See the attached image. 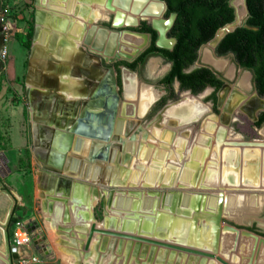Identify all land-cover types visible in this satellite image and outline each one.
Masks as SVG:
<instances>
[{"label":"bare ground","instance_id":"1","mask_svg":"<svg viewBox=\"0 0 264 264\" xmlns=\"http://www.w3.org/2000/svg\"><path fill=\"white\" fill-rule=\"evenodd\" d=\"M106 1V5H105ZM36 4L46 7H54L55 9H61L63 15L66 16L67 20L59 17L58 20L52 22L53 26L58 28V32L65 33L67 35V39L71 42L74 41H85L83 44L89 47V50L96 53L102 54L105 59L108 61L114 58H130L132 57L137 51L144 48L149 42V34L148 33H141V32H132L128 30L123 31H116L114 29H110L103 25L94 24L96 19L102 16L103 7L107 9H111L115 14L119 13L122 16L123 22L125 19L133 17L136 21L139 22L140 19H147L149 22H153L154 20H159V16L164 11V6L160 1L157 0H123V3H120V0H36ZM55 4V5H54ZM60 4V5H57ZM234 4L237 8V19L241 17L245 13V7L243 5L242 0H234ZM107 6V7H106ZM45 13L43 9H39L35 11V30L32 38V47L31 52L29 55V63L28 69L26 74V84L31 90V95L29 96L30 100V107H31V119H33L38 124L33 125V136H34V144L33 147H48L49 145L44 141L42 138L36 140L38 129L42 123L48 125V129L50 130L55 129L54 125L60 126L63 128H57L60 131H65L69 124L76 119L79 113L78 105L83 104L85 100L82 101H75L74 99L82 97L81 95H69L66 98L65 95H41L39 91H46L49 90L50 85L49 82L51 81V86L53 88L51 91L53 92L55 88L59 90L62 94L64 93V89L68 90L71 94L75 84L73 82L69 84H62L61 86H54L55 82H57V78H61V76H57L62 72V68L60 63L52 62L53 54L56 55V51H52L53 48H58L57 53L62 49V46L56 47V42L58 41V37L56 33L49 36L46 40L44 46L40 45L41 40L39 39V34L42 29V25L44 24ZM38 20V25H37ZM49 23V22H48ZM47 27V24L46 26ZM49 28L47 27V30ZM66 30L68 31L66 34ZM50 31V30H49ZM50 35V34H49ZM51 39V40H50ZM48 43V47H46ZM79 47V46H78ZM76 47L77 49H79ZM82 47V45H80ZM51 48V49H50ZM83 52L85 53L84 59V66L88 67L90 64V60L94 59L95 65L98 68H101L106 71L100 64L98 56H94L90 53H87L82 47ZM81 50V49H79ZM76 54V51L71 49L70 51H65L64 53V61L65 59L69 61V59L73 58ZM95 54V55H96ZM59 59L58 57H54ZM32 59V60H31ZM45 59V60H44ZM51 59V61H50ZM62 57L60 58V60ZM204 59L209 62L214 67L220 68L225 62L216 60L210 55V52L206 49L204 52ZM30 60H31V68H30ZM44 60V61H43ZM54 60V59H53ZM59 60V61H60ZM204 60V61H205ZM37 62L39 63V67L36 68ZM66 62V61H65ZM42 71H45L42 72ZM32 72L34 73L32 76ZM41 75L43 76H40ZM88 77L89 72L86 69H78L74 68L71 71V77H81V76ZM126 75V76H125ZM49 76V81L46 80L45 83L46 87L43 88L44 78L47 79ZM125 76V77H124ZM43 77V78H41ZM132 81H131V78ZM30 78V79H29ZM28 80V83H27ZM122 84L124 85L125 95L124 100H122L121 107L119 108V115L121 117H131L132 119L141 116L149 107V105L154 101L157 97V92L152 87L147 86H140L136 77L133 73L128 70L122 71ZM246 76L243 77L242 84L246 85ZM70 81V80H69ZM79 81V80H78ZM60 84V83H59ZM233 87L226 85L224 88L220 90L218 93V106L220 108V116L218 118H213L208 116L209 107L205 103H203L200 99L195 96L188 95L183 96L182 99L176 103H171L166 105L161 111L157 113V115L153 118V120L148 123L146 126L147 134L152 133L153 137L152 140L161 142L162 146H164V142H172L175 145V149H171L170 152L165 154L164 162H162V168L156 169L152 168L147 170V167L143 164L142 167L137 168L134 165V161L132 159H122V161H117L113 158V154L118 155V152L113 149H121L123 146V140L120 138L118 130V123L113 120V127L110 134L109 139H113L114 143L110 145L106 140H99L96 139L94 136L87 134V135H79L78 133H73L74 136L87 138L89 143L88 145L91 146L89 148L90 151L87 152L86 159L81 161L80 157H66V170L62 171V174L73 175L76 178L78 176H84L90 178L89 180L96 182L100 181L103 183L114 185L119 187L122 191L128 194V199L124 198L127 201V208L124 209L127 211L126 213H122V216L119 215V206L118 203L114 205H109L107 209H110L109 213H107L106 219L102 223L97 224L95 222V218L92 213V209L96 203V200L99 198L97 192L88 193V185L85 183L82 184H73L72 182H67L64 178L60 179L58 176L53 178L52 182L50 180L47 182L48 186L43 188L44 193L46 191V199L43 197V206L48 210L49 216V224L51 225L53 222L60 221L64 219V223L67 220V224H75L70 226H64V228L69 227L70 231L66 234V237H71V246L73 247H65V249H61L59 252L66 256L69 259L70 263H73L76 258H80L85 261L86 264H103V260L105 259L104 264H121L117 260L119 254H121L123 249V242L128 241L126 236H112L111 234H104L102 231L105 230L114 231L115 229L121 226L120 232L129 233L131 235H135L138 238H149L152 240H159V241H172L173 243L179 245H185L190 248L198 247V245H202L203 241H207L209 243V248H204L202 251L210 252L207 249H216L217 246H221V249H225L229 252L232 245L236 246L233 252H230V259H232L236 264H257V254L261 251L262 246L261 244L257 243L256 241H252L250 244L246 238H238L239 235L230 233L232 239L229 240V237L225 234H220L221 230L224 227H221L220 219L223 213L229 217L230 211L226 209V207H234L236 205V209L234 210L233 217L238 221L244 220L242 217L243 211L248 212L253 209L259 211L258 204L249 201L248 197L244 198L243 200L241 195H238L240 198H236L238 196H234L235 194H223L219 198V201L215 195H210L209 192H206V196L204 199L201 198V202L198 205L199 207L193 206V199L196 200L197 194H190V193H178L177 190H189L191 188H212L213 186H221L223 189H235L236 187L240 188V185L245 184L249 188H258V185L263 186V170L261 168V160L260 155L256 152V146L263 147L264 143L261 141H255L263 143L262 145H254V146H244V145H233L232 143L224 141L223 138L226 135V129L220 126L223 124L225 126L228 125L230 121V117L232 112H236L239 110L244 112L243 107L246 105H250L251 110L255 108L253 111V116L255 115L256 111L259 110L261 107L260 102L252 97L247 99L246 103H244L243 98H239V95L233 92ZM29 90V93H30ZM35 93V94H34ZM37 94V95H36ZM200 95V94H198ZM61 96V97H60ZM48 97H52V99L57 101V104L51 99V103L49 105V111L47 108V104L43 101L46 100ZM40 99V100H39ZM67 99V100H65ZM121 101V100H120ZM135 103L136 105V113L132 110L135 107H132ZM128 105H130V109L132 110L131 113H127ZM56 106L58 107L56 112H63V116H57L56 114L52 115V112L49 113L51 110H55ZM119 106V103H118ZM84 107V104L82 108ZM62 108L67 111H62ZM104 108L103 106L97 107ZM249 109V107H248ZM40 110V111H38ZM82 110V109H81ZM101 113V111L97 112V115ZM245 113V112H244ZM247 114V113H246ZM37 116L43 117L38 119ZM96 113H93L92 110L86 113V117L88 119H95ZM248 115V114H247ZM117 116V115H116ZM58 117V118H57ZM202 117V119H200ZM252 117V116H250ZM128 118V117H127ZM197 119L202 120L201 127L197 131H194L191 143H188V147L185 145L183 138L188 139L191 136V129L189 128L194 121ZM216 121V122H215ZM137 121L134 123H129L130 125L133 124V127L136 125ZM219 125H218V123ZM40 124V125H39ZM190 125V126H189ZM195 125V124H194ZM116 129H115V127ZM183 126L184 129L179 131L178 127ZM173 127H177V131L173 130ZM131 130V129H130ZM130 130L124 133V136L127 137V134ZM222 136V138H221ZM73 138V136H72ZM221 138V140H220ZM216 140V144L215 141ZM224 141L230 144V146H221L220 142L217 141ZM72 141V140H71ZM83 139H77L73 142L77 144H81ZM100 146H96V142H100ZM110 142V140H108ZM120 141V143H118ZM107 143V144H106ZM198 143V144H197ZM121 144V145H119ZM39 145V146H38ZM55 146L60 148V144L58 141L55 143ZM245 147L254 148L252 150H246ZM258 147V148H259ZM80 148V146H78ZM182 149H184V154L181 155ZM77 149V147H76ZM264 149V148H263ZM47 150V149H46ZM78 150V149H77ZM62 151V150H61ZM65 151H68L65 149ZM262 151V150H261ZM45 152V151H44ZM260 153V152H259ZM159 158L163 160L164 152L158 150L157 152ZM36 155V154H35ZM135 155V154H131ZM264 155V154H263ZM179 157L180 160L177 158ZM209 157V158H207ZM201 160L200 164L198 161ZM137 158H135L136 160ZM99 160L108 161L106 165L103 167L100 165ZM151 159L148 158L147 162ZM208 160V161H207ZM207 161V166L205 165ZM141 163V162H140ZM52 166V165H51ZM46 167V166H45ZM102 167V168H101ZM169 167L171 169H167ZM48 168V167H46ZM68 168V169H67ZM51 169V168H50ZM53 171L59 172L56 167L52 166ZM149 172V173H148ZM163 172L164 175L159 174ZM100 174V175H99ZM194 174V176H193ZM178 176L176 181L174 178ZM158 176H162L163 180L165 179V183L161 182L162 178L158 180L160 183V188H168V191L162 193H151L142 191L140 194V198L137 196V193L132 192L135 191L136 188L140 189L142 187H157V179ZM55 177V176H54ZM146 177V178H145ZM151 178V179H150ZM83 179V178H82ZM75 180V179H74ZM219 180V182H218ZM50 182V183H49ZM76 182V181H75ZM74 182V183H75ZM82 182V181H81ZM218 182V183H216ZM94 184V183H93ZM122 185L126 186V189H122ZM129 185L133 186L132 188H127ZM140 185V187H138ZM108 186V185H107ZM109 188V187H108ZM245 188V187H244ZM262 188V187H261ZM48 189V191H47ZM147 189V188H146ZM98 191V190H97ZM139 191V190H138ZM120 193V192H119ZM147 196H146V194ZM164 193V194H163ZM168 193V194H167ZM159 194L164 195V199L166 202L163 205H159L160 209L159 214H157V218L153 219V208H154V197L159 196ZM118 195V194H117ZM117 197V196H116ZM162 197V196H161ZM193 197V198H192ZM203 197V196H202ZM236 198V201L234 202ZM122 199V200H123ZM159 199V198H158ZM255 199V198H254ZM257 199V198H256ZM116 200V199H115ZM119 200V199H118ZM137 200V201H136ZM8 196L5 194H0V210H5L8 202ZM159 201V200H158ZM164 201V200H163ZM225 201V203H224ZM254 201V200H253ZM123 202V201H122ZM217 202H222L223 206H218L219 208L216 209ZM10 203V202H9ZM259 203V202H258ZM248 204L251 206L249 207ZM257 204V205H255ZM158 205V204H157ZM225 205V206H224ZM243 205L247 206L243 209ZM118 208H117V207ZM217 206V207H218ZM253 206V207H252ZM258 207V208H257ZM122 208V207H121ZM120 208V209H121ZM181 208H186L190 219L195 223L196 229H193V238H188V240L183 241L180 237L174 238L176 233L171 232L170 229L177 228L181 231V228L184 232H187L186 226L182 227L180 219L172 220L173 217L176 216V213H180ZM146 209V210H145ZM150 209L149 211H147ZM251 209V210H250ZM255 211V210H254ZM69 212V217L67 213ZM252 212V211H251ZM218 213L217 221H215V225H212L214 221H212L211 225L206 224L205 220H201L200 225L198 224V218L208 215H214ZM256 213V212H254ZM6 214V213H5ZM47 215V214H46ZM129 215H137L138 218L134 219V217L130 218ZM198 215V217H197ZM4 217H6L4 215ZM176 218V217H175ZM4 219V218H3ZM208 222H211L210 219H207ZM219 220V221H218ZM85 221L88 223L85 224ZM0 223H1V216H0ZM66 225V224H65ZM78 225V226H77ZM190 225V224H189ZM52 226V225H51ZM94 228V231L90 233V229ZM113 227V228H110ZM230 231H240V229L234 228H227ZM139 230V231H134ZM27 231V230H26ZM117 231V230H116ZM114 231V232H116ZM134 231V232H133ZM242 232L249 233L260 239L259 236L254 235L244 229H241ZM28 232V231H27ZM3 228L0 225V239H1V252L5 254L4 249V235H3ZM26 233V232H25ZM29 233V232H28ZM61 233V231H60ZM238 233V232H237ZM65 234V232H64ZM90 235V239L87 240L88 236ZM219 235V236H218ZM243 235H245L243 233ZM218 236V237H217ZM102 241L96 242L98 239ZM105 238V240H103ZM238 238L239 242L237 243L236 239ZM112 239H117L118 242L114 245L111 253L105 254L102 256L103 253H107L109 250L108 242ZM122 243V249L119 252L118 244ZM76 240H80L78 249V244ZM108 240V241H107ZM132 244L137 242L136 239H131ZM262 240V239H261ZM88 241V245L85 246L86 249L83 248V245ZM140 242V241H139ZM262 242H264L262 240ZM131 244V245H132ZM144 246L143 252H141V258L139 261L147 262V259L151 257L152 262L150 264H160V261L163 262V259L160 260V257L156 258L157 252L159 249H163L168 251V255L170 253H174L171 258H173L177 254L182 255L181 264H183V260L187 259L186 257H190L189 253H184L179 250H174L171 248L165 249L162 246H157L154 243H150L149 241L141 242ZM29 243L26 245L28 246ZM25 246V247H26ZM24 247V249H25ZM156 247V248H155ZM107 250V252H105ZM132 249L129 250L128 255L132 257ZM69 251V252H68ZM91 252L90 255L87 257L84 256L85 253ZM214 253V252H213ZM118 254V255H117ZM166 254V256H167ZM138 255V256H140ZM216 255V254H215ZM80 256V257H79ZM110 256L112 259H110ZM166 256L164 258L165 264H171L168 260H166ZM184 256V257H183ZM196 261H200V264H208L209 260H217L215 256H203L196 254L193 255ZM117 258V259H116ZM156 258V261H155ZM193 258V259H194ZM224 259V258H223ZM0 260L4 262V264H8V257H4L0 254ZM115 260V261H113ZM225 260V259H224ZM221 263L220 261H218ZM232 262V261H231ZM173 263V261H172ZM197 264V263H196ZM210 264V263H209ZM222 264V263H221Z\"/></svg>","mask_w":264,"mask_h":264},{"label":"rangeland","instance_id":"2","mask_svg":"<svg viewBox=\"0 0 264 264\" xmlns=\"http://www.w3.org/2000/svg\"><path fill=\"white\" fill-rule=\"evenodd\" d=\"M105 5H106V1H105ZM42 7L44 9L45 8L50 9V7H46V6H42ZM38 9H39V5L36 4V0H0V19H1L0 24L2 27L0 34L2 33L3 35V44L0 53V194H5L6 196H8V200H9L7 202L8 207H6L5 210H0V216H1L0 225L1 228H3V232H4L3 233L4 249L7 254L9 264H71L69 262V259H67L65 255L59 252L61 249H65V247L68 246L69 248L73 247L71 246L72 244H70L72 240L71 237L70 236L66 237L67 236L66 234L69 233L70 228L69 227L64 228V226H58V230L56 232L55 230H52V227L50 228L49 225L47 224L49 222V216L44 215L43 212V211H47V209L45 208V205L42 206L43 197L41 193L42 194L44 193V189H43V185L41 186L40 182L45 180L46 177L50 180V182H52L53 178H56L58 175H61L60 177L71 178L69 181L72 182L73 184H82L86 182L85 184L88 185V190H89L88 193L92 192L93 189H95L94 192L97 193L99 192L97 194L99 195V198L96 200V203L92 209V213L95 218V222L97 224L102 223L104 219H106L107 213H109L110 211V209H107V207L113 204L112 207L114 208L115 207L114 202L115 204L118 203L117 205L120 208L122 207L121 209L119 208L120 211L118 213L119 215L122 216V213L124 212L126 213L127 211H125L124 209L127 208L126 204L128 200L125 199L126 198L128 199L127 196L129 193L126 194L125 191H122L121 189H119V187L117 188V186L107 184L108 181H106V183L100 181L93 182L92 180L91 181L89 180L90 178L84 176H78L76 178L73 175L62 174L61 172L66 170V165H64V169L60 171V174L57 173L58 174L57 176L48 173L44 168L43 165L44 163H42L41 159H39L38 156L35 155L36 152L34 150L36 149V147H33L34 144L33 125L36 124V122L33 119H31V107L29 100L30 93H29V87L26 84V74L29 63V55L32 47V38L36 23L35 11L36 10L38 11ZM102 10H103L102 16L96 19V21H94V24L103 25L105 27L114 30H122L125 28L129 29V27H121L119 29L113 27L112 21L115 13L111 11V9L105 8V6L103 7ZM52 11L55 12L57 11V13L63 14L61 9H56V10L52 9ZM245 17L246 15L243 16L242 18V22H241L242 24L245 21ZM57 19H59V17ZM158 19H162L166 22L169 20V17H165L163 11ZM141 21L149 22L147 19H140L139 22ZM37 25H38V20H37ZM83 42L85 41H82L80 43H75L74 47L76 48L79 46L78 48L81 49V51H83L82 47H84L87 53H90L95 57L98 56L99 63L101 64L103 63L106 66L110 65V63L104 62V59L102 58L103 56H101L102 54L99 55L90 51L89 47L83 44ZM80 45H82V47H80ZM206 49L210 52V55H212L214 59L220 61L222 60L225 62L218 70L221 73V75L223 74L230 78L228 82L231 83L232 86H237L241 90L246 91L248 93H250L254 89L252 72L250 70L242 69L236 66L232 56L229 54L216 55L215 50L211 48L208 44L207 45L205 44L201 47L199 51L198 59L194 63V66L206 65L213 71L216 70L213 65H211L209 62H207L204 59V52L206 51ZM114 59L117 60V58ZM168 66L169 65L165 63L161 57H154L149 59L145 64V70H144L145 76L147 78L139 79L138 80L139 85L152 87L157 92L158 97L160 95H163L165 90L161 88L162 86H158L159 83L156 81L155 82H150V81H154L158 77L162 76L163 73L168 69ZM40 76L43 75H41L40 73ZM244 76H246L245 81L247 86L242 84V80ZM147 79L150 80L147 81ZM173 88H174V93L176 94L175 98L165 99V101L162 103L160 102L162 99L156 102V104L155 102L152 103L150 109L148 107V109L140 117L139 116L137 117L136 125L133 127V129L130 130V132L127 134V137L124 136L125 126L124 124H122V133H120V136L125 138V140L129 139L130 142H133L132 144L135 147L137 146V143L141 144L142 137H140V141H139L138 134H141L143 131L144 133H147L145 131V128L148 125V123H150L153 120V118L157 115V113L161 111L166 105L178 102L182 98V96L190 95V93L187 91H180L178 89V84L176 82L174 83ZM119 91L122 92L121 88ZM211 93H212V88L206 87L200 93L194 94L192 96L197 97L203 103L208 105L209 107L208 116L212 117V119L213 118L216 119L219 117L220 108H218L219 106L217 105L216 102L210 100ZM124 99H125L124 95H122L121 101L119 102V106H118L119 108L121 107L122 100ZM129 106L130 105H128V109H130ZM119 108H118V112L120 110ZM122 119L123 117H121L120 115L116 117V120H122ZM200 119H202V117ZM200 119L194 121L191 124V126L189 125L193 131H197L199 127H201L200 124H202V120ZM134 120L136 121V119ZM253 123L254 121L246 113L241 112L239 110H236V112H232L229 124L227 126L220 124V126L226 129V135L223 138V140L227 142L230 141L239 142L243 140L263 139L264 135L262 131H264V124H262L261 127L253 126L254 128L250 130L248 126L253 125ZM183 140L187 141L188 139L183 138ZM223 140L217 141L218 143L220 142V147L224 145L230 146V144L224 142ZM214 141L216 144L215 139ZM108 143L111 145L112 143H114V140L112 139L111 142ZM118 143H120V141H118ZM172 147L175 148L174 146ZM231 147H233V145H231ZM245 149L252 150L254 148L245 147ZM67 150L68 151H65L66 154L72 152V150L70 149ZM142 150L145 152L144 156L146 157V159L148 160V158L150 157L151 160L147 162V160L144 161L142 158H139L138 161L143 162L144 165L147 167L148 171L149 169L152 168L159 171L157 168L151 165L153 161H157L155 158H153V156L154 155L158 156L157 152L158 150H160L164 152V157H165V154L167 153L168 150H164L163 148L159 147V142L158 141L156 142L155 140L152 139H149L148 141H144ZM182 153L184 154V151H182ZM103 161L104 163L101 165H106L108 163V161L105 160ZM163 182L165 183V179L163 180ZM122 187H123L122 189H126L125 185L124 186L122 185ZM132 187L133 186L129 185L127 188H132ZM138 187H140V185ZM157 187H150V188L142 187L140 189L136 188V190L132 192L137 193V196L140 198L141 197L140 194L142 193L143 190L151 193H155V191L157 193L167 191L166 188L161 189ZM255 189L249 188L245 184V186L240 185V188L236 187L235 189H231V190L226 189V191L221 186H217V185L213 186L212 188H206V189L191 188L189 190H191V194L194 193L197 194L198 196L197 199L205 198L207 194L204 191L209 192L210 195H215V197L219 201H221L219 199L221 195L219 194H223V192L224 194L229 193V195L235 194L234 196L241 195L242 200L248 197L249 198L248 200L252 201L254 206L255 203L254 198L256 195ZM177 192L184 193L185 190L181 189V190H177ZM43 195L47 196L46 191ZM123 197L125 199H123ZM47 198L48 197H46V199ZM164 202H166L164 199V195L159 194V196H157L158 205L155 207V211H153L154 220L157 218V214H159L160 212L159 210H157V207L160 209L159 205H163ZM218 203L219 202H217L216 209L219 208ZM219 205H221L222 207L223 203L220 202ZM259 205L261 204H258V206ZM248 206L250 207L251 205L248 204ZM246 207L247 206L243 205L242 208L245 209ZM149 210L150 209H148L147 211ZM251 211L248 212L243 211L242 217H244L243 218L244 220L238 221L232 217L226 216L222 210V215H221L222 217L220 219L221 227L225 228L224 225L234 226L237 229H240V231L241 229L248 230L258 235L259 238H264V209L260 207L259 211L256 209H253ZM4 215L6 217H4ZM67 215L69 217V212L67 213ZM208 216L209 217L207 218L206 216H203L201 219L205 220L206 224L211 225V222H208L207 219L212 220V217L217 218L218 213ZM129 217L130 218L134 217V219L138 218L137 215H129ZM32 220L36 221L38 226L34 231L29 232L31 241L29 245L25 247V251L21 254V251L19 249L17 250L13 246V241H12L13 230L18 226L17 225L18 223L22 224L25 227V225L30 223ZM197 220L199 221V218ZM200 223L201 220L200 222H198V224L200 225ZM214 225H215V221H214ZM120 229L121 226L119 225V228L115 230L120 231ZM134 231L136 232L139 230H134ZM231 232L235 234L239 231H231ZM36 233H42L44 236V238H39L37 243H35L31 239L32 237H35L37 235ZM184 236L188 238V232H184L183 230H181L180 238H182L183 241L186 240ZM76 242L78 244V249H80L79 247L80 240H76ZM235 247L236 246L232 245V247H230L229 249L230 252H233L235 250ZM132 248L133 246L131 247V249ZM127 251H128L127 248L123 247L122 252L119 255L120 259H118L119 260L118 262H120L121 264L127 255ZM209 251H213V249H209ZM214 252L216 255L221 256L230 264H236L232 259H230L227 256L228 253L224 252L221 249V246H217V250H215ZM186 258H187L186 260L185 259L183 260V264H196V263L200 264V261L198 260L196 261L195 258L193 260L188 257ZM105 259L103 260L104 263H105ZM130 259L131 257L129 254L127 256V259H125L126 261L125 264H135V261L133 259L131 260ZM166 259H168V257H166ZM177 259L178 258L176 255L173 264H176ZM260 262L261 264H264V255L262 256ZM209 263L221 264L216 260H209L208 264Z\"/></svg>","mask_w":264,"mask_h":264},{"label":"trees","instance_id":"3","mask_svg":"<svg viewBox=\"0 0 264 264\" xmlns=\"http://www.w3.org/2000/svg\"><path fill=\"white\" fill-rule=\"evenodd\" d=\"M166 9L164 16L175 13V18L166 35L174 38L172 48H162L155 44L157 32L146 21L129 29L150 34V44L133 61L118 60L134 69L138 62L144 63L150 56H162L170 63L168 72L158 80L171 89L174 80H178L180 89L197 94L207 86L217 90L223 83L217 72L207 66L190 69L199 56L200 47L208 42L216 30L234 20V8L230 0H162ZM248 14L242 25L227 33L215 48L217 55L230 54L234 62L243 69L252 72L254 89L264 97V0H246ZM246 25V26H244ZM119 73V70H118ZM118 83L120 77L118 74ZM175 98V94L162 98ZM210 98L215 101V91ZM256 124H264V110Z\"/></svg>","mask_w":264,"mask_h":264},{"label":"water","instance_id":"4","mask_svg":"<svg viewBox=\"0 0 264 264\" xmlns=\"http://www.w3.org/2000/svg\"><path fill=\"white\" fill-rule=\"evenodd\" d=\"M160 1L163 6H164V10L166 9V5L162 0H157ZM123 3V0H120V3ZM243 5L245 7V13L243 15H241L240 18L237 19V8L234 4V0H230V5L234 8V12H235V18L233 21L224 24L223 26H221L220 28H218L214 34V36L205 44L209 45L211 48H213L215 50L216 46L219 44V42L224 38V36L229 33L232 32L233 30H235L238 26L242 25V18L243 16H247L248 14V10H247V6H246V0H242ZM121 14L116 13L113 17V21H112V26L119 29L121 27H136L138 26V24L140 22L136 21L135 18L130 17V18H126L125 22H123L122 20V16H120ZM175 18V13H171L169 16V20L168 21H164L162 19L159 20H154L152 23H150L151 27L154 28L157 31V38L155 41V44L158 47H162V48H171L172 45L174 44V39L173 38H167L166 37V33L169 30V28L171 27L173 20ZM246 26V25H244ZM123 30H128V31H132L130 29H122V30H116V31H123ZM132 32H136V31H132ZM149 41H150V35H149ZM3 44V35L2 33L0 34V53H1V47ZM149 44V42H148ZM148 44L142 48L141 50L137 51L132 57L130 58H117V60H126V61H132L134 60L147 46ZM104 59L105 63H114L115 61H117L116 59H112L110 61H108L107 59H105L104 57H102ZM104 69H106L107 74L109 75L108 79H104V80H98V83H96L93 87V89H91L90 93H89V97H87V99L83 102L84 107L82 108V110L79 111L78 116L76 117V119H74L69 126L67 127V129L64 131H60L57 129H52L50 130V128L48 129V125L45 123H42L37 129H39L40 131V136L41 138L46 141L49 142V146H48V152L46 150H44L46 153L41 152V153H36L38 155V157H40L43 161V163H47L50 164L54 167H57L59 169V172L57 171H53L50 168H45L46 172L51 173L53 175H58L57 173L60 174V169H64V164L67 163L66 161V157L64 156V151L65 149L67 150L70 146L71 140H72V136L73 133H78L79 135H87L90 134L92 136H94L96 139L99 140H106L109 139L111 131H112V127H113V120L114 117L116 116V112H117V108H118V103L121 100L120 94L118 93V87L116 84V71L113 68L110 67H103ZM219 69V68H217ZM124 70H127L124 68ZM110 83V84H109ZM226 85L228 84H224L220 90L222 88H224ZM229 86V85H228ZM219 90V92H220ZM218 92V93H219ZM233 92L237 93L239 95V98H243L244 99V103H246L247 99H249V97L255 98L257 99L261 105V107L259 108V110L256 111L255 115L253 116V111L255 110L252 109L250 105H246L245 107H243L244 112L248 114V116H252L250 117L253 121L257 120V112L260 110L264 109V97H261L258 95V93L254 90L251 93L247 94L242 92L240 89L238 88H234ZM101 95H108L106 97H102ZM122 95H125V89H124V85H123V92ZM219 104V103H218ZM103 106L105 109L101 110V113H99L95 119H88L86 117V113L88 114V112L90 111V109L93 111L94 109H96L97 107ZM249 107V109H248ZM94 113V112H93ZM107 123H109V126L107 125ZM107 125V126H106ZM58 141V143L61 145V147L57 148L55 146V143ZM232 145H244V146H254V145H262L263 143L260 142H255V141H250V140H243V141H233L231 142ZM96 146H100L101 145V141L100 142H96L95 143ZM62 150V151H60ZM61 175H58V177L60 179L64 178V180H66L67 182H69V180L71 178L69 177H60ZM222 195V194H219ZM219 221V220H218ZM38 226L37 222L32 220L30 223L26 224L25 227L27 229L28 232H32L36 229V227ZM227 228H234L237 229L234 226H229V225H224ZM109 230H105L102 231L104 234H111L112 236H126V239H128V241H124L123 242V247L127 248V255L125 257V259H127L128 256V252L131 249V247L133 246L131 252H132V257L131 259H133L135 261V264H150L152 262L151 257H149L147 259V262H140L139 259H142L141 257V252H143V250L145 249L144 246L146 245H142L141 242L143 241H149L150 243H154L157 246H162L165 249L167 248H171L174 250H179L181 252L184 253H189V258H191L193 260V255L196 254V256L198 255H203V256H215L217 258L218 261H220L222 264H230L229 262H227L226 260H224L221 256L219 255H215V250L212 251V253L210 252H206V251H202L200 249H198V247H194V248H190L188 246L185 245H179L176 243H173L172 241H159V240H152L149 238H138L135 235H131L129 233H125V232H120V231H110ZM94 231V228L92 227L90 229V233H92ZM248 231V230H246ZM250 232V231H248ZM253 233V232H250ZM37 235L35 237H32L31 239L37 243L39 238H44L42 233H36ZM254 234V233H253ZM256 235V234H254ZM258 236V235H256ZM136 239L137 242L135 241V243H131L132 240L131 239ZM90 239V235L88 236L87 240ZM264 241V238H260ZM103 240H105V238H103ZM102 241L101 239H98L96 242H100ZM108 241V240H107ZM140 241V242H139ZM118 242L117 239H112L110 240L108 243L109 246V250L107 252V250H105V252L107 253H103L102 256H104L105 254L110 253L111 256H113V253H111L114 245ZM88 241H86V243L83 245V248H85V246H87ZM132 244V245H131ZM122 243H121V239L120 242L118 244V250L119 252L122 249ZM144 248V249H142ZM155 247V248H156ZM214 252V253H213ZM168 253V251L163 250V249H159V251L157 252L156 258L160 257V260L163 259V262L160 261V264H165L164 262V258L166 256V254ZM91 252H86L84 254L85 257H87L88 255H90ZM174 253H170V255L167 254L166 257H168L169 262L172 263V261L174 262L173 258H171V256ZM118 255V254H117ZM120 255V254H119ZM117 256L118 259H120V256ZM140 255V256H138ZM110 256V259H112V257ZM80 257V256H79ZM176 257V255H175ZM174 257V258H175ZM184 257V256H183ZM81 258V257H80ZM80 258H76V260L71 263V264H86L85 261H83ZM116 258V259H117ZM155 258V261H156ZM177 261L176 264L180 263L181 264V259H182V255L181 254H177ZM117 259V260H118ZM125 259L123 260L122 264H125L126 261ZM130 259V260H131ZM196 260V259H195ZM9 264V261H8Z\"/></svg>","mask_w":264,"mask_h":264},{"label":"crops","instance_id":"5","mask_svg":"<svg viewBox=\"0 0 264 264\" xmlns=\"http://www.w3.org/2000/svg\"><path fill=\"white\" fill-rule=\"evenodd\" d=\"M55 5V4H54ZM40 8H43L41 5H40V7H39V9ZM38 9V10H39ZM52 9H55L54 7H51L50 9L49 8H43V12L45 13V19H44V24L41 26L42 27V29H41V32H40V34H39V39L41 40V42H40V45H42V46H44L45 45V43H46V41L48 40L47 38L49 37V36H51V38H52V34L53 33H56L57 34V37H58V41L56 42V47H58V46H62V49H61V51L59 52V54L57 53V49L58 48H53L52 49V51H56V55L57 56H55L54 54H53V59H52V62H54V63H60V66H61V68H62V72H60V74L59 75H57V76H61V74H62V76H61V78H57V82H55V84H54V86H61L62 84H64V83H66V84H69V83H71V82H73L74 84H75V87L73 88V90H72V92H71V94L68 92V90H66V89H64V93L62 94L59 90H57V88H55L54 89V91L52 92L51 91V89L53 88V86H51V81L49 82V84L46 82L45 83V81L46 80H48L49 81V76L47 77V79H45L44 78V84H43V88H48V87H46V84H48V85H50V87H49V90L47 89L46 91H44V92H42V91H39V92H41V95H65L66 96V98H68V96L69 95H83L82 97H79V98H76V99H74L75 101H82V100H86L87 99V97H89V93H90V91H91V89H93V87H94V85L96 84V83H98V80L100 79H102V80H104L105 79V77H104V75H108L107 74V72H105V70H103V69H101V68H98L96 65H95V62H94V59H91L90 60V64H89V66L88 67H85L84 66V62H85V59H84V56H85V53L83 52V51H81V50H79V49H76L75 47H74V45H75V43H79V41H74V42H71L69 39H67V35H65V33H62V31L61 32H58V28H56L55 26H53V24H52V22H54V21H56V20H58L57 18L58 17H60L61 18V21L63 20V19H65V20H67V18H65L67 15H63V14H61V13H57V11L55 12V11H52ZM56 10V9H55ZM103 14V13H102ZM68 16H71V14H69ZM67 16V17H68ZM49 22V23H48ZM46 24H47V27L49 28L48 30H47V27H45L46 26ZM50 30V31H49ZM67 30H66V34H67ZM50 34V35H49ZM46 40V41H45ZM51 40V39H50ZM47 42H49V41H47ZM50 43V42H49ZM46 47H48V43H47V45H46ZM51 49V48H50ZM75 50L76 51V54H75V56L73 57V58H71V59H69V61H67L66 59H65V61H64V59H63V57H64V53H65V51H70V50ZM54 57H58L59 59H56V61H55V58ZM62 57V59L60 60V58ZM32 60V59H31ZM31 60H30V68H31ZM45 60V59H44ZM43 60V61H44ZM60 60V61H59ZM50 61H51V59H50ZM39 63L40 62H37V65H36V68H38L39 67ZM74 68H78V69H86L88 72H89V76L88 77H85V76H81V77H76V78H72L71 77V71H72V69H74ZM42 72H44L45 73V71H42ZM34 73L32 72V74H31V76L33 75ZM109 76V75H108ZM30 79V78H29ZM70 80V81H69ZM79 80V81H78ZM27 83H28V80H27ZM60 83V84H59ZM29 90H30V88H29ZM35 94V93H34ZM30 95H31V90H30ZM37 95V94H36ZM61 97V96H60ZM40 100V99H39ZM65 100H67V99H65ZM82 106H83V104H79L78 105V109H79V111L82 109ZM103 109H105V108H98V109H94L92 112H94V113H96V115H97V112L98 111H101V110H103ZM62 111H67V112H69L70 113V111L69 110H65V109H63L62 108ZM32 112V111H31ZM63 112L61 113V112H56V115L59 117V116H63ZM57 117V118H58ZM36 124H38L37 122H36ZM40 125V124H39ZM54 127H55V129H57V128H63V127H58V126H56V125H54ZM38 128V127H37ZM66 130V129H65ZM262 133H263V135H264V131H262ZM148 136H149V139H151L152 137H153V134L152 133H149L148 134ZM36 140H38V139H41V136H40V131H39V129H38V133H37V137L35 138ZM77 139H83V141H82V143L81 144H77L76 142H77ZM74 140H76V142H73ZM257 141H261V142H263L264 143V138L263 139H256ZM147 141V140H146ZM87 142H89L88 141V139L87 138H82V137H78V136H74L73 135V138H72V141H71V143H70V150H72V152H70V153H67V157L69 156H71V157H74V158H77V157H80L81 158V161H83L84 159H86V155H87V152L89 151V148L91 147V146H89L88 145V143ZM106 142H109L108 140L106 141ZM110 142H111V140H110ZM48 145H50L49 144V142H46ZM107 144V143H106ZM39 146V145H38ZM78 146H80V148H78ZM88 146H89V148H88ZM75 147H77V149H75ZM259 146H256V153L258 154V155H260V160H261V163H262V165H261V168H262V170H263V180L262 181H264V145H263V147L261 146V147H259ZM47 150H48V148H46ZM45 149V150H46ZM46 150V151H47ZM262 150V151H261ZM61 151V150H60ZM48 152V151H47ZM65 152V151H64ZM135 152H136V150H135ZM143 150L141 151V154H143ZM260 152V153H259ZM74 153V154H73ZM145 153V152H144ZM65 154L66 153H64V156H65ZM131 154V151H126V153H125V156L126 157H128L129 155ZM37 156V155H36ZM88 156V155H87ZM131 157L132 158H136L137 156H136V154L135 155H131ZM127 159V158H126ZM42 163H43V161H42ZM99 163H100V165L101 164H103L104 163V161L103 160H99ZM44 165V168H46L45 167V163L43 164ZM64 165H66V163L64 164ZM102 167L104 166V165H101ZM101 167V168H102ZM104 168V167H103ZM58 171H59V169L58 168H56ZM63 169H60V171H62ZM49 181V179L46 177L45 178V180H43V181H41L40 182V184H41V186L43 185V188H45V187H47L48 186V182ZM45 183H47V184H45ZM264 183V182H263ZM40 186V187H41ZM262 187V188H261ZM160 193H162V192H160ZM44 194V193H43ZM43 194L41 193V195L43 196ZM164 194V193H163ZM255 201H256V203L257 204H261V205H259V209H260V207L262 208V209H264V185L263 186H260V185H258V188H256L255 189ZM257 198V199H256ZM44 199H46V196H44ZM47 200V199H46ZM154 208L152 209L153 211H155V207L157 206V199L154 197ZM259 202V203H258ZM256 205V204H255ZM43 206V205H42ZM258 208V207H257ZM46 210V209H45ZM44 212V215H46V216H48V210L47 211H43ZM176 217V216H175ZM68 220V219H67ZM65 221V223H64V219H62V220H60V221H57V222H53L51 225H49V227L51 228L52 227V230H55L56 232H57V230H58V226H72V225H75V224H67V222L68 221ZM86 223H88L87 221H85V224ZM47 224H49V222L47 223ZM66 224V225H65ZM78 226V225H77ZM113 228V227H112ZM245 235H247V234H245ZM244 235V236H245ZM175 238V237H174ZM252 240H254V241H256L257 243H259V244H261V241H259L258 239V241L257 240H255V239H252ZM252 240L250 241V240H248V243L250 244L251 242H252ZM0 246H1V239H0ZM261 246H262V244H261ZM1 248V247H0ZM5 252V251H4ZM261 253V251L258 253V254H260ZM0 254L2 255V256H4V257H7V254H6V252H5V254L3 253V252H1V250H0ZM257 254V255H258ZM258 262V261H257ZM0 264H4V262L2 261V260H0Z\"/></svg>","mask_w":264,"mask_h":264},{"label":"flooded vegetation","instance_id":"6","mask_svg":"<svg viewBox=\"0 0 264 264\" xmlns=\"http://www.w3.org/2000/svg\"><path fill=\"white\" fill-rule=\"evenodd\" d=\"M165 11V10H164ZM246 18V17H245ZM147 23H149V22H147ZM140 24V23H139ZM138 24V25H139ZM150 24V23H149ZM2 29H1V27H0V31H1ZM157 32V31H156ZM143 33H146V32H143ZM149 34V33H148ZM150 35V34H149ZM167 36V35H166ZM168 37V36H167ZM169 38H173V37H169ZM151 39V38H150ZM174 39V38H173ZM149 44H150V41H149ZM148 44V45H149ZM203 45H205V44H203ZM202 45V46H203ZM173 46V45H172ZM201 46V47H202ZM148 47V46H147ZM201 47H200V49H201ZM172 48V47H171ZM167 49H170V48H167ZM200 49H199V51H200ZM144 51V50H143ZM199 51H198V53H199ZM216 53V52H215ZM217 55V54H216ZM228 55V54H227ZM230 55V54H229ZM154 57H161L162 59H163V61L165 62V63H167L169 66H168V69L163 73V75L162 76H160V77H158L156 80H154V81H150V82H158V80L160 79V78H162L163 76H165V74L168 72V70H169V68H170V63L169 62H167V61H165L164 60V58L162 57V56H159V55H157V56H150V57H148L147 59H146V61L144 62V63H142V62H138V64L136 65V67L132 70V69H130V68H127L126 66H124V65H122V64H120V65H118V66H116L114 63L116 62H114V63H112V64H110V65H107V66H110V68H113L115 71H116V84H117V87H118V93L120 94V97H122V95H121V93L123 92V84H122V71L124 70V68L125 69H127L128 71H130L131 73H133L134 75H135V77H136V80L138 81L139 79H146L147 77L145 76V73H144V70H145V64H146V62L149 60V59H151V58H154ZM133 61V60H132ZM131 62V61H130ZM102 67H104L105 66V68H107V66L105 65V64H101V63H99ZM236 64V63H235ZM104 65V66H103ZM112 66V67H111ZM203 66H206V65H203ZM236 66H238L237 64H236ZM195 67H199V66H194V64L192 65V66H190V68H189V70L190 69H193V68H195ZM208 67V66H207ZM239 67V66H238ZM239 68H241V67H239ZM215 69L216 70H214V71H216L217 72V75H218V77H220L221 79H222V81H223V83H222V85L217 89V90H215V88L213 87V86H207V87H211L212 88V93L215 91V95H216V100L215 101H213L211 98H210V100H212L213 102H216L217 103V105H218V99H217V97H218V92H219V90H220V88L224 85V84H228L229 86H232L231 85V83H229L228 81H229V77L228 76H225V75H221V73L219 72V70L217 69V67H215ZM243 69V68H242ZM118 70H119V73H118ZM106 72V71H105ZM118 74H119V77H120V84L118 83V79H117V77H118ZM126 76V75H125ZM124 76V77H125ZM104 77H105V79H108V75H104ZM131 78V77H130ZM252 79H253V75H252ZM150 79H147V81H149ZM131 81H132V78H131ZM177 83L178 84V89L180 90V91H187V92H189L190 93V95H193V93H191L190 92V90H182V89H180V85H179V82H178V80H174L173 81V83H172V85H171V89H169V87H167V86H165L164 84H158V86H162L161 88L163 89V90H165L164 91V94L163 95H160L159 97L157 96L156 97V99L152 102V103H154L155 102V104H156V102H158V101H160L162 98H164V97H166V96H171L172 95V93L173 94H175L174 93V88H173V85H174V83ZM110 84V83H109ZM155 85H157V84H155ZM119 86H120V88H121V91L122 92H120L119 90H120V88H119ZM253 86H254V83H253ZM233 88H238L237 86H232ZM238 89H240V88H238ZM241 90V89H240ZM255 89H253L252 91H254ZM242 92H244V93H247V94H249L248 92H246V91H243V90H241ZM251 91V92H252ZM256 91V90H255ZM250 92V93H251ZM257 92V91H256ZM200 93V92H199ZM212 93L210 94V96L212 95ZM165 94H167V95H165ZM176 95V94H175ZM103 98L104 97H106V96H108V95H101ZM260 96V95H259ZM183 97V96H182ZM261 97H263V96H261ZM51 99H52V97H48L46 100H44L43 102L44 103H46L47 104V108L46 109H48L49 108V105H50V101H51ZM171 99V98H170ZM182 99V98H181ZM180 99V100H181ZM53 100V99H52ZM179 100V101H180ZM54 102H55V104H57V101H55V99L53 100ZM151 103V104H152ZM176 103V102H175ZM151 104L149 105V109H150V106H151ZM136 104L135 103H133V105L131 104V106L132 107H135L134 109L132 108V110H134L135 112L134 113H136V106H135ZM57 106H56V109L55 110H51L49 113H51L52 112V115L53 114H56L54 111H56L57 110ZM219 108V107H218ZM132 110L131 109H129V110H127V113H131L132 112ZM264 110V109H263ZM263 110H260V111H258L257 112V120H255L254 121V123H253V125H249L248 127H249V129L250 130H252L254 127L253 126H256V127H261L262 126V124H256V122L258 121V119H259V115H260V113L263 111ZM38 111H40V110H38ZM48 111H49V109H48ZM220 113H221V111H220ZM116 115L118 116L119 115V112H118V108H117V112H116ZM117 116H115L114 117V125H115V122L117 121V122H119L117 125H118V130H119V128H120V132H119V135L118 136H120V133H122V124H124V126H125V130H124V133L126 132V131H128V130H130V129H132V126H133V124H129V123H134V119H136V118H131V117H129V116H127V117H124L122 120H116V117ZM219 116H220V114H219ZM36 117L38 118V119H41V118H43V117H39V116H37L36 115ZM136 121H137V119H136ZM123 122H125V123H123ZM229 124V123H228ZM107 125L109 126V123H107ZM106 125V126H107ZM58 127H60V126H58ZM115 127V126H114ZM179 129V131H182L183 129H184V127L183 126H181V127H178ZM190 129H191V127H189ZM115 129H116V127H115ZM173 130H176L177 131V127H173L172 128ZM57 130H59V129H57ZM258 130H260V129H258ZM145 131H146V128H145ZM191 136H190V138H188V140L187 141H184V143H185V145L188 147V143L190 142L191 143V140H192V136H193V133H194V131L191 129ZM138 139H139V141H140V137H142V139H141V144L140 143H137V146L135 147L132 143L133 142H130V140L128 139V140H125V138H123V137H121L120 136V138L124 141L123 143V146L121 145V144H119V145H121L122 147H121V149L119 150V149H117V148H114L113 147V149H115L117 152H118V155H115V154H113V158L114 159H116L117 161H122V159H132L133 161H134V166L135 167H137V168H140V167H142L143 166V162H139L138 161V159L139 158H142L144 161H146L147 159H146V157L144 156V152H143V154H141V151H142V147H143V145H144V141H146V138H147V141L149 140V136H148V134L147 133H144V131L141 133V134H138ZM135 137H136V135H135ZM221 138H222V136H221ZM221 138H220V140H221ZM109 140H111V139H109ZM250 141H257L256 139L255 140H250ZM51 144V143H50ZM113 144V143H112ZM111 144V145H112ZM198 144V143H197ZM172 146H174L175 147V145H173V143L172 142H170V141H168V142H164V146H162V144H161V142L159 143V147H161V148H163L164 150H168L167 151V153L168 152H170L171 151V149H175V148H173ZM46 148H48V147H40V149H38L37 147H36V149L34 150L36 153H41V152H44V150L46 149ZM136 148V149H135ZM68 149H70V146H69V148ZM75 149H76V147H75ZM136 150V152H134ZM181 150L182 151H184V149H182L181 148ZM89 151H90V149H89ZM88 151V152H89ZM126 151H131V154H136V156L138 155V157H136L137 159L135 160L134 158H132L131 157V154L128 156V157H126L125 156V153H126ZM185 152V151H184ZM44 153H46V152H44ZM74 154V153H73ZM183 153L181 152V155H182ZM37 155V154H36ZM38 156V155H37ZM66 157H67V154H66ZM71 157V156H70ZM39 159H41L40 157H38ZM153 158H155L157 161H153L152 163H151V165L153 166V167H155V168H157V169H161L162 168V162H164V159H165V157L163 158V160H161L160 158H159V156H156V155H154L153 156ZM178 159H179V157H177ZM207 158H209V157H207ZM183 160V159H182ZM182 160H180L179 159V161H182ZM201 160H206V158H204V159H200L199 161H198V164H200V161ZM41 161H42V159H41ZM208 161V160H207ZM207 161H206V166H207ZM46 165V167H48V168H51L52 169V166L50 165V164H47V163H45ZM201 165V164H200ZM57 168V167H56ZM167 169H171V168H169V167H166ZM141 169V168H140ZM159 174H162V175H164V173L163 172H160ZM193 176H194V174H193ZM177 175H176V177L174 178V181H176V179H177ZM162 178V176H158V179H157V185H158V187L157 188H160V183H158V180L159 179H161ZM164 178V177H163ZM163 178H162V181L161 182H163ZM144 188V187H143ZM195 188V187H194ZM163 189H165V188H163ZM167 189V191H168V188H166ZM200 190V189H199ZM166 192V191H165ZM198 192V191H197ZM205 192V191H204ZM185 193H190L191 194V190H189V191H187V190H185ZM238 196V195H237ZM197 195H196V200H194L193 199V206L195 207H199L198 205L200 204V202H201V198L200 199H197ZM156 199H157V197H155ZM193 198V197H192ZM236 198H240L239 196L238 197H236ZM236 198H235V200H234V202L236 201ZM242 199V198H241ZM225 206V205H224ZM226 209H228L229 211H230V215H229V217H232V218H234L233 217V214H234V210L236 209V205H234V207L232 208V206L231 207H226ZM202 217H200L199 218V221L198 222H200V220H202L201 219ZM175 219H180V221H181V225H182V227H184V226H186V229H187V232H188V238H193V229L192 228H194V229H196V226H195V223L190 219V215H189V213H188V211H187V209L186 208H181L180 209V213H176V218L175 217H173L172 218V220H175ZM197 220V219H196ZM211 221V224H212V221H217V218L216 217H212V220H210ZM190 224V225H189ZM212 225H214V222H213V224ZM181 230H182V228H181ZM170 231L171 232H175L176 233V235H175V238H177V237H181V231H179L177 228H172V229H170ZM233 233V232H231L229 229H226V228H224L223 230H221V232L219 233V235L220 234H225V235H227L228 237H229V240H233L232 239V236L230 235V233ZM243 233L244 234H247V235H243ZM234 234V233H233ZM236 235H239V237L238 238H246L247 240H252V239H255V240H257V238L256 237H254L253 235H251V234H249V233H245V232H242V231H239L238 233H235ZM218 235V236H219ZM217 236V237H218ZM185 237V236H184ZM188 238L187 237H185V239L186 240H188ZM238 238L236 239V241H237V243L239 242V240H238ZM182 239V238H181ZM259 241H261V244H262V249H261V253L260 254H258L257 255V261H258V259H259V257H260V259H259V261L257 262V264H261V258H262V256L264 255V242H262V240L261 239H258ZM257 240V241H258ZM233 242H234V240H233ZM199 246V249H204V248H209V243L207 242V241H203V244L202 245H198ZM204 247V248H203ZM230 248V247H229ZM207 250H209V249H207ZM222 250L224 251V252H227L225 249H223L222 248ZM228 254H227V256L228 257H230V251L229 252H227Z\"/></svg>","mask_w":264,"mask_h":264},{"label":"built area","instance_id":"7","mask_svg":"<svg viewBox=\"0 0 264 264\" xmlns=\"http://www.w3.org/2000/svg\"><path fill=\"white\" fill-rule=\"evenodd\" d=\"M0 27H1V24H0ZM17 225L18 226L13 230L12 241H13L14 248H16L17 250L19 249L22 254L25 251L24 247L31 241L30 234L26 231V228L22 224L18 223Z\"/></svg>","mask_w":264,"mask_h":264}]
</instances>
